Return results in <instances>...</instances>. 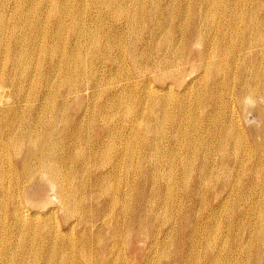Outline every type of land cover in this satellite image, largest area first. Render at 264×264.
Returning <instances> with one entry per match:
<instances>
[{"label": "bare ground", "instance_id": "obj_1", "mask_svg": "<svg viewBox=\"0 0 264 264\" xmlns=\"http://www.w3.org/2000/svg\"><path fill=\"white\" fill-rule=\"evenodd\" d=\"M187 1L0 0V247L9 250L0 255V264L15 263L17 250L21 252L20 263L30 260L29 264H39L44 251L54 264H137V257L129 256L126 249L137 236L149 238L151 245L144 264L155 263L162 251L161 264L169 261V243L177 234L175 223L150 231L154 224L151 215L143 218L142 211L129 207L122 195V190L127 193L129 179L136 192L133 147L141 136L140 129L125 135L126 121L110 124V120H103L113 117L116 107L127 103L124 99H131L136 87L123 83L111 89V84L128 82L135 75L136 83L137 76L142 80L135 96L141 104L151 99L145 112L150 123L144 129L149 137L161 134L163 109L159 99L196 85H204L206 94L216 99L221 96L237 101L240 107L231 116L243 123L242 128L248 123L243 114L250 107L264 106V48L259 37L264 0H249L251 6L246 11L248 0H232L236 9L228 14L226 9L221 11L220 0H197L195 9ZM89 4L97 11L118 5L119 15L127 23H123L125 29L133 35L128 51L124 49V30L115 28L110 20L108 30L102 28L103 18L92 16ZM97 23L101 29L97 26L93 30ZM176 43L181 46L178 51L171 47ZM193 46L201 51L195 55L196 70L187 67ZM125 56L135 65V75L121 70ZM95 62H99L100 73L93 66ZM194 73L197 76L189 77ZM224 83L233 84L230 95L223 89ZM98 97L104 102L98 100L101 104H97L94 100ZM261 115V125L251 132L264 136V109ZM91 121L97 124L93 133L87 128ZM157 143L152 139L151 146ZM233 198L231 192H222L215 202ZM85 200L94 203L82 206ZM79 204L82 208L73 223L66 224L68 218L62 216L47 232L46 223H40L41 209L51 220L57 217V210L66 215L77 211ZM28 205L33 206L30 215ZM220 216L215 232L206 241L217 251L219 264H230L234 258L223 253L218 236ZM96 220H100V227L88 235L87 228ZM62 225L67 231L60 233ZM76 229L77 238L72 240ZM104 229L109 236H102ZM86 234L96 244L94 256L89 258L84 251ZM253 239L251 235L252 241H243L239 249L249 252L255 244L260 247L263 243ZM29 245L35 252L20 260ZM159 247L163 248L158 256L151 257ZM253 261L257 260H241L239 264H257ZM206 264L217 263L212 259Z\"/></svg>", "mask_w": 264, "mask_h": 264}, {"label": "rangeland", "instance_id": "obj_2", "mask_svg": "<svg viewBox=\"0 0 264 264\" xmlns=\"http://www.w3.org/2000/svg\"><path fill=\"white\" fill-rule=\"evenodd\" d=\"M220 3L223 13L224 9H226V14L236 9H233L232 0H220ZM187 4H190L193 9L197 5V0H189ZM88 6V12H91L92 16L101 20L103 18L102 28H106L107 22L110 20V22L114 23L115 28L124 30L127 41L124 49L128 51L130 48L129 40L133 38V35L125 29L127 28V23L124 20V16L119 15L120 11L116 8L118 5L112 8L113 5L111 9H104L103 11H97L92 4ZM250 6V1H246L244 11L249 10ZM103 13L105 16H103ZM223 13L222 15H224ZM132 15L136 18V13H132ZM97 26L100 28L97 23L92 29H98ZM108 28L109 25L105 30H108ZM259 37L261 38L260 46L264 48V25ZM103 44L104 42L101 47ZM171 47L177 49V51L181 48L179 43ZM197 52H201L200 48L197 46L191 47L187 67L193 70H196V64L198 63L195 56ZM114 53L116 54L117 51L114 50ZM148 54L150 55V53ZM129 61L130 59L128 60V57L126 58L125 56L124 60H122L124 64H122L121 70L135 75V65ZM94 64L93 66L95 69L98 67L97 70L99 71L97 72L100 73L99 62ZM143 73L148 75L150 72ZM197 74L194 73L189 77L193 78ZM189 81H187L186 85ZM141 82L142 80H139L137 76L136 83L135 75V78L128 82L122 81L111 84L114 85L111 89H118V87H121L120 85L123 86V83L126 86L136 87L132 91L133 93L131 92V99H124L127 102L124 103L125 106L118 105L115 112H113V117L103 120H110V124L116 121H126L124 122V133L128 136L131 134V129H140L141 138L136 140V144L140 148L136 147L137 145L134 146L135 148L133 147V152L137 153L136 155L134 153L135 156L133 155V158H137L133 160L137 164L136 192H134L132 187V180L129 179L126 185L127 193L122 190V195L125 201H128L129 207H137V211H142L143 218L151 215L154 224L150 227V231L154 230L155 226L175 223L174 229L177 234L175 239L169 243V245H172V251L166 264H206L211 263L212 259L219 264L220 257L217 255V251L212 247L211 243L206 241L207 236L214 233L217 228L219 214L221 215L220 223L222 229L218 236L220 235L219 240L222 241L220 243L223 246V253L226 251L228 254H232L234 258L230 264H239L241 260H246L247 262L251 258H255L257 264H264V136L253 133L261 125V111L264 106H259L258 109L250 107L243 114L242 118H245L246 114L248 123L245 122V128H242L243 123L237 122L231 116L240 107L237 101H232L230 97L224 99L221 96L216 99L214 96L206 94L204 85L200 87L196 85L193 89L182 90L171 98L169 94H166L159 99L158 104L163 109L159 122L161 134L149 137L144 134V129L150 123V118L146 116L145 112L150 108L151 99L148 103L141 104L135 96L136 90L138 92L141 88ZM158 85H162V83ZM232 85L225 83L223 85V89L228 95H230L229 92L231 93ZM91 90L88 92L90 93ZM85 94L83 92L84 96ZM121 97H117L116 100H120ZM98 100L101 103L104 102L102 97L100 99L99 97L98 99L95 98L94 101L97 102ZM99 101L97 104H101ZM247 105L250 106L248 103ZM98 112L100 113V107ZM131 118H134V120L130 122ZM87 128L93 133L97 129V124L91 121V126H87ZM152 139H156L158 142L154 146H151ZM79 179L80 176L77 181ZM84 184L87 191L89 181L84 182ZM227 191L233 194V199L215 202L218 195ZM238 195H240V198H238ZM91 203H94L93 200L92 202L85 200L82 206ZM189 205L191 208L188 211H183ZM82 206L78 205L79 208H82ZM28 208V215H30L34 212L33 206ZM79 208L77 211L66 215L57 210V217L51 220H48L44 215L45 209H41L39 212L42 214L39 217L40 223L42 225L46 223L45 225L48 227L45 228L46 232L49 227L56 226V222L60 221L62 216L68 218L66 224L73 223L78 214L77 212L81 210ZM93 225L87 228L88 235L100 227V220L93 222ZM65 230L67 231L66 225H62L59 232L63 233ZM138 230L141 231L140 228ZM78 231L79 229H76L75 233L72 234V240H76ZM103 232L102 236H109L107 230L104 229ZM2 235L5 236V234ZM88 235L86 238L87 242H84V251L85 254L88 253L86 256L89 258L92 255L94 256L96 244L94 239H88ZM251 235L254 236V241L263 240V243L260 247L255 244L249 252L240 250L239 246H242L243 241H252L249 240ZM35 238L38 239L37 236ZM90 243L92 246H89ZM33 245H29L25 249V254L19 256L20 260L29 257L35 252V248H32ZM150 248L149 238L137 236L133 243L129 241L126 249L129 256L135 255L137 257V264H144L148 261L145 258L149 256ZM161 248L159 247L158 251L154 252L151 257L158 256ZM6 251L8 252L9 250L0 247V255H4ZM19 253L21 252L18 250L15 252L16 262L14 261L15 263L13 264L20 263L17 260ZM42 253L39 264H44L45 261L47 264H54V262H49L48 256H44V251ZM162 253L163 251L160 252L155 263L152 264H161L159 259ZM29 261L24 263L29 264ZM256 262L253 261V263Z\"/></svg>", "mask_w": 264, "mask_h": 264}]
</instances>
